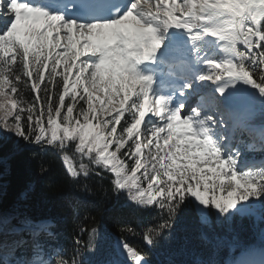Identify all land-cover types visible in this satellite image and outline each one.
I'll return each mask as SVG.
<instances>
[{
    "label": "snow or ice",
    "instance_id": "obj_1",
    "mask_svg": "<svg viewBox=\"0 0 264 264\" xmlns=\"http://www.w3.org/2000/svg\"><path fill=\"white\" fill-rule=\"evenodd\" d=\"M0 112V264H264V0H0Z\"/></svg>",
    "mask_w": 264,
    "mask_h": 264
},
{
    "label": "trees",
    "instance_id": "obj_2",
    "mask_svg": "<svg viewBox=\"0 0 264 264\" xmlns=\"http://www.w3.org/2000/svg\"><path fill=\"white\" fill-rule=\"evenodd\" d=\"M0 156L7 158L8 178L14 185L20 186L32 179L29 175V165L26 159L22 156L18 149L13 147V145L7 144L0 149ZM53 163L57 167L59 166V161H54ZM242 238L246 242L255 245L259 242L258 228L250 219H246L244 221ZM129 240L133 244L139 243L138 239L135 237H130ZM227 255V251H224L221 253V258H227Z\"/></svg>",
    "mask_w": 264,
    "mask_h": 264
},
{
    "label": "rangeland",
    "instance_id": "obj_3",
    "mask_svg": "<svg viewBox=\"0 0 264 264\" xmlns=\"http://www.w3.org/2000/svg\"><path fill=\"white\" fill-rule=\"evenodd\" d=\"M0 115H3V113L2 112H0ZM258 246V245H257Z\"/></svg>",
    "mask_w": 264,
    "mask_h": 264
}]
</instances>
